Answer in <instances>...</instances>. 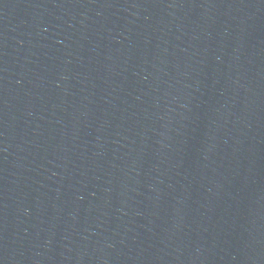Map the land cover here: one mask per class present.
I'll return each mask as SVG.
<instances>
[{
  "label": "water",
  "instance_id": "1",
  "mask_svg": "<svg viewBox=\"0 0 264 264\" xmlns=\"http://www.w3.org/2000/svg\"><path fill=\"white\" fill-rule=\"evenodd\" d=\"M0 264H264V0H0Z\"/></svg>",
  "mask_w": 264,
  "mask_h": 264
}]
</instances>
